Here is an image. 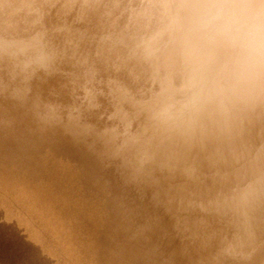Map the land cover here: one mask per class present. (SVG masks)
Masks as SVG:
<instances>
[{
  "label": "bare ground",
  "instance_id": "6f19581e",
  "mask_svg": "<svg viewBox=\"0 0 264 264\" xmlns=\"http://www.w3.org/2000/svg\"><path fill=\"white\" fill-rule=\"evenodd\" d=\"M0 174L105 264H264V0H0Z\"/></svg>",
  "mask_w": 264,
  "mask_h": 264
},
{
  "label": "rangeland",
  "instance_id": "374dc122",
  "mask_svg": "<svg viewBox=\"0 0 264 264\" xmlns=\"http://www.w3.org/2000/svg\"><path fill=\"white\" fill-rule=\"evenodd\" d=\"M48 180L0 174V264H105L98 220Z\"/></svg>",
  "mask_w": 264,
  "mask_h": 264
}]
</instances>
